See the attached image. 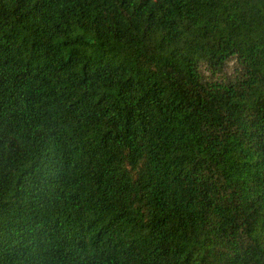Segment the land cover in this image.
<instances>
[{"label": "trees", "instance_id": "trees-1", "mask_svg": "<svg viewBox=\"0 0 264 264\" xmlns=\"http://www.w3.org/2000/svg\"><path fill=\"white\" fill-rule=\"evenodd\" d=\"M0 264H264V0H0Z\"/></svg>", "mask_w": 264, "mask_h": 264}]
</instances>
